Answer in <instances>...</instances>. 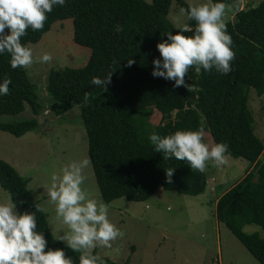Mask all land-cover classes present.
Here are the masks:
<instances>
[{"label": "trees", "instance_id": "16d2710c", "mask_svg": "<svg viewBox=\"0 0 264 264\" xmlns=\"http://www.w3.org/2000/svg\"><path fill=\"white\" fill-rule=\"evenodd\" d=\"M176 1L187 9L184 0ZM171 2L66 0L63 7L54 6L47 13L42 29H27L20 39L22 43H36L55 22L72 19L74 41L90 49L83 68L51 70L46 91L55 101L57 115L75 105L80 107L88 155L103 202L110 204L120 197L145 201L158 187L186 195L205 191L209 178L206 170H192L186 161L174 157L163 159L147 139L153 131L164 136L176 129L199 128L203 142L225 143L226 154L248 160V172L217 200L216 216L259 264H264V235L243 230L247 224L264 230V142L255 134L248 105L251 88L259 96L264 94V0L247 8H241V0H223L231 6L235 3V18L225 23L233 41L231 71L221 74L201 69L196 73L190 67L185 75L188 87H173L172 81L151 75L152 60L159 57L156 43L166 38V32L177 29L168 18ZM117 25L122 28L119 32L114 30ZM130 59L134 61L131 65L127 63ZM108 75L106 88L90 84L92 76ZM5 76L11 83L8 94L0 96V130L19 137L36 130L38 120L10 121L4 117L22 112L26 104L37 113L36 85L26 68L9 66L7 53L0 55V77ZM147 109L160 113L156 125L137 121L145 118ZM167 168L174 169L170 180L165 177ZM0 185L18 211H35L34 205H39L28 188V179L4 160H0ZM36 217L37 230L44 233L48 246L65 248L66 255L76 261L79 254L52 234L47 213L38 211ZM100 256L105 264H130Z\"/></svg>", "mask_w": 264, "mask_h": 264}, {"label": "rangeland", "instance_id": "374dc122", "mask_svg": "<svg viewBox=\"0 0 264 264\" xmlns=\"http://www.w3.org/2000/svg\"><path fill=\"white\" fill-rule=\"evenodd\" d=\"M184 1L188 5L200 2ZM261 1L241 0V8ZM225 6L224 23L235 18L232 6L227 3ZM181 8L184 7L172 0L168 18L176 28L188 21L186 14L180 12ZM30 46L34 56L46 51L52 57L50 62H34L25 67L36 85L40 107L36 113L26 104L22 112L4 118L10 121L36 118L39 127L19 137L0 130V160L14 166L28 179V188L47 213L50 230L56 237L66 226L55 216L54 206L43 191L52 172L59 173L61 166L87 158L89 164L83 169L85 179L81 187L90 198L102 201L88 155V137L80 107L75 105L68 112L57 115L53 110L55 101L46 91L51 70L83 68L88 62L90 49L74 41L72 19L55 22L38 42ZM248 105L254 116L255 134L264 142V94L259 96L251 88ZM159 116L157 110L147 109L142 121L139 116L135 117L139 118V123L156 125ZM225 159L226 163L219 168L206 162L209 178L203 194L186 195L158 187L145 201L125 197L113 200L108 204L109 219L121 235L110 242V247L98 248L99 254L130 264H259L226 224L215 216L213 203L217 196L242 178L250 166V162L241 157L226 154ZM7 200L10 195L0 185V201ZM243 230L264 235V230L256 224L244 225Z\"/></svg>", "mask_w": 264, "mask_h": 264}, {"label": "clouds", "instance_id": "9594fccd", "mask_svg": "<svg viewBox=\"0 0 264 264\" xmlns=\"http://www.w3.org/2000/svg\"><path fill=\"white\" fill-rule=\"evenodd\" d=\"M66 0H0V55L8 54L11 68H25L34 62L52 60L50 53L34 56L29 42H21L26 30L43 28L47 13L54 6L63 7ZM235 7V3L232 5ZM223 0H200L181 8L194 24L184 23L175 32H166L156 43L159 57L153 58L151 75L172 81L173 87L185 86V75L191 67L196 73L215 70L221 74L231 71L234 58L232 38L224 23ZM119 32L121 26L114 28ZM191 33V35H186ZM129 65L133 59L127 61ZM110 75L92 76L90 84L106 88ZM10 79L0 77V96L8 94ZM85 100L88 95L85 93ZM202 129H176L161 136L155 131L147 139L154 152L163 159L175 158L186 161L190 169L204 172L206 162L213 167L226 163L227 145L203 142ZM87 158L74 160L52 172L49 182L43 186L48 202L54 206L55 216L66 228L57 236L67 249L78 253L76 261L66 255L65 248L49 247L45 235L37 230L36 212L44 211L35 204V211H18L15 202L0 201V264H105L94 249L110 247V242L121 235L120 230L109 219V205L90 198L85 189L83 169ZM173 168L165 169L166 180H170Z\"/></svg>", "mask_w": 264, "mask_h": 264}, {"label": "crops", "instance_id": "0c3cea01", "mask_svg": "<svg viewBox=\"0 0 264 264\" xmlns=\"http://www.w3.org/2000/svg\"><path fill=\"white\" fill-rule=\"evenodd\" d=\"M249 169H250V166H249L248 170H249ZM248 170L245 172V174L248 172ZM245 174H244V175H245ZM244 175L242 176V178L244 177ZM208 177H209V176H208ZM240 179H241V178H240ZM240 179H239V180H240ZM234 184H235V183H234ZM234 184H233V185H234ZM233 185H232V186H233ZM232 186H231V187H232ZM206 187H207V186H206ZM231 187H230V188H231ZM205 189H206V188H205ZM211 189H212L211 191L214 192V190H215L214 187H212ZM228 189H229V188L225 189V191L228 190ZM225 191H224V192H225ZM204 192H205V191H204ZM204 192H203V193H204ZM224 192H221V193L219 194V196H217V200L219 199L220 196H222V194H223ZM203 193H202V194H203ZM199 195H200V194H199ZM217 200H216V202L214 201V203L212 202V203L214 204V207H215V216H216V203H217ZM216 218H217V216H216Z\"/></svg>", "mask_w": 264, "mask_h": 264}]
</instances>
